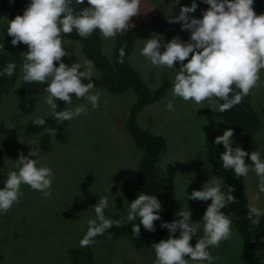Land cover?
Returning a JSON list of instances; mask_svg holds the SVG:
<instances>
[{
  "label": "clouds",
  "instance_id": "clouds-1",
  "mask_svg": "<svg viewBox=\"0 0 264 264\" xmlns=\"http://www.w3.org/2000/svg\"><path fill=\"white\" fill-rule=\"evenodd\" d=\"M202 2L209 7L199 18L189 15L197 9V0H192L190 5H181L178 14L169 16V23H180L182 30L190 32L188 41L174 36L163 43L164 50L161 51L163 36L153 33L150 38L143 39L140 55L156 68L177 69L174 62H181L173 78L172 96L197 105L208 101L206 105L214 111L224 112L240 103L258 86L260 71L264 69V12L257 14L254 11V0ZM174 3L179 4L180 0H174ZM76 5H84V0H30L22 15L6 22V34L11 37L12 45L23 43L28 48L23 56L22 80L28 83L47 82L44 92L48 95L44 100L57 122L72 120L88 111L87 104L57 111V100L71 105L74 95L85 99L95 109L99 107L102 95V90L96 89L91 81L94 74L91 60L80 62L77 59L68 65L61 59L70 55L65 50L68 41L62 40L61 33L70 34L75 30L79 37L87 38L98 30L103 38H113L118 33L128 32L132 26L130 19L141 12V0H87V6L80 9ZM0 47L4 48V45ZM124 55L121 48V61ZM185 60L187 62L183 63ZM15 67L14 63H7L0 70V76H12ZM85 80L88 82L84 83ZM165 107L170 112L174 111V99H169ZM32 123L42 126L45 120L37 117ZM48 131L50 135L55 134V129ZM232 138L233 130L227 128L213 142L224 146V151L220 152L222 167L241 177L248 175L251 166L258 177V190L264 193V158L257 151L248 152L239 145L233 146ZM27 142L35 147L27 155L19 154L14 161L15 170L8 172L0 187V215L23 195L21 185H28L44 197L51 194L53 171L39 157L36 148L39 141L32 139ZM246 156L253 164L245 163ZM224 187L223 179L212 175L202 189L187 195V199L211 200L200 221L191 220L188 205L186 210L179 211V218L176 214V219L171 222L161 221L160 227L166 228L169 235L167 239L151 245L155 264H215L216 257L210 249L218 247L221 241L228 240L232 235V219L222 209L228 203L237 202L233 187L228 185L227 191L222 190ZM108 204V197L100 195L93 205L95 215L87 221V229L79 241L81 247L93 243L97 235H102L114 224L119 226V220L105 216ZM161 208L156 195L138 194L128 203L126 214L128 222H135L133 233L139 235L140 225L154 231V221L160 220ZM247 216L253 226H258L264 210L251 205ZM137 217L140 218L139 225ZM198 231L202 235L193 246L190 240Z\"/></svg>",
  "mask_w": 264,
  "mask_h": 264
},
{
  "label": "rangeland",
  "instance_id": "rangeland-1",
  "mask_svg": "<svg viewBox=\"0 0 264 264\" xmlns=\"http://www.w3.org/2000/svg\"><path fill=\"white\" fill-rule=\"evenodd\" d=\"M191 2L180 0L179 4H175L174 0H141V12L130 19L134 46L129 54V63L150 90L156 89L164 76L169 79L165 96L146 105L138 113L137 122L164 137L166 149L159 165L162 168L167 163L175 166L174 196L177 205L180 210H186L188 205L191 220L200 221L211 200L187 199V195L202 189L203 184L214 175L206 160L204 140L210 135H222L226 130L225 124L219 117L202 113L203 108L211 107L206 105L208 101L197 105L172 96L173 78L181 62H174L177 69L156 68L140 55L143 39L150 38L154 33L147 25L149 18L156 13L176 15L181 5H190ZM197 4L195 12L189 15L199 18L209 5L202 0H197ZM6 22L4 20L5 25ZM162 36L161 51L164 50L163 43L174 37ZM101 38L103 54L109 56L114 37ZM62 40L68 41L65 50L70 55L61 58L66 64L86 59L76 41ZM21 44L28 51L27 45ZM97 73L94 68L93 76ZM36 84L38 99L32 112L35 118L50 113L44 100L48 95L44 92L47 82ZM96 89L102 90L99 107L93 109L85 99L82 103L66 105V109L80 104L88 106L86 114L68 120V143L56 146L48 153L40 152L36 146L41 161L53 171L51 194L44 197L28 185H21L23 195L13 204L12 210L0 215V264H69L65 250L84 236L87 221L95 215L93 205L100 195L109 199L106 209L126 218L128 203L137 197L133 195L131 186L141 149L133 143L121 122L118 124V119L121 114H126L135 96L132 91L114 94L102 87ZM169 99H174V111L171 112L165 107ZM251 100L260 118L256 141L258 152L264 158V69L260 71V80L253 88ZM3 102L0 108L1 171L7 175L15 170L14 161L19 154L27 155L35 147L27 141L36 139V136L24 131L25 118L16 112L12 93ZM245 163L253 164L250 159ZM243 179L249 205L264 210V193L258 190V177L251 166ZM136 220L140 222L139 217ZM200 235V231L193 235L194 243ZM93 244L105 264H155L156 258L134 251L126 237L94 239ZM210 251L216 257L215 264H264V252L250 248L233 225L231 237Z\"/></svg>",
  "mask_w": 264,
  "mask_h": 264
},
{
  "label": "trees",
  "instance_id": "trees-1",
  "mask_svg": "<svg viewBox=\"0 0 264 264\" xmlns=\"http://www.w3.org/2000/svg\"><path fill=\"white\" fill-rule=\"evenodd\" d=\"M30 0H0V70L7 63L16 65L12 76H0V108L6 102L9 96H14L15 110L25 118L24 131L27 134L35 135L39 141L37 148L42 153H48L54 150L56 146H62L69 141L68 126L69 121L57 122L50 113L44 114V125H35L32 121L35 118L32 115L38 99V86L36 82L28 83L21 78V67L24 62L23 56L27 52L21 43L12 45L11 37L6 34V25L4 20L14 19L16 15H22L24 9ZM75 7V5H73ZM87 6V0L84 5H76L77 9ZM254 11L257 14L264 12V0H254ZM4 19V20H3ZM149 29L154 33L162 35L179 36L189 39L190 32L182 30L178 23H169V16L153 14L147 23ZM61 38L72 39L76 41L81 53L94 64L97 75L91 77V81L96 87H102L111 93H123L132 91L135 96L134 101L127 109L126 114H121L118 124L121 122L124 130L132 139L133 143L141 149V155L133 176L132 193L134 196L144 192L149 195H156L161 202L160 220L154 221L155 230L149 231L140 225V233L136 236L132 227L133 222H128L118 212L105 209V216L112 220H119V226L115 224L106 230L102 235H97L94 239H120L126 237L129 239L132 249L139 253H144L149 257L156 258L152 243L159 242L161 239L168 238V230L161 228V221L171 222L177 218L179 211L174 188L176 178V168L172 163H167L164 168L160 167V157L166 149V141L163 136L153 133L147 128L140 126L137 122L138 113L146 106L154 103L165 96L169 87V79L164 76L160 85L150 90L139 72L130 65L129 54L134 46V37L129 29L128 32L118 33L114 37L113 46L109 56H105L102 51V38L99 31H94L87 38H81L73 30L70 34L61 33ZM124 49V57L119 59V50ZM54 63H58L54 61ZM88 81L85 80L84 83ZM234 87V86H233ZM235 91H239L235 89ZM252 91L245 96L240 103L224 112L214 111L212 107L203 108L202 113L219 117L223 120L226 129L233 130V146L239 145L245 151L258 152V143L256 134L260 128V118L256 108L252 104ZM83 98L72 97L71 104L82 103ZM222 102V101H220ZM57 111L66 109L63 101L57 100ZM48 129H55V134L50 135ZM214 135L208 136L204 140L205 156L207 163L215 176L223 179L227 191V186L233 187V195L236 197V203H228L222 211L232 219V225L240 238L250 247L264 252V216L260 218V224L253 226L247 216L249 203L244 189L243 176L236 177L231 169H224L220 160V152L224 151L223 144H213ZM245 157V162L249 160ZM2 150L0 149V187L3 186L7 175L1 171ZM13 209V205L9 210ZM139 225L140 222L136 220ZM179 229L177 230V234ZM190 244L195 245L193 239ZM65 256L69 264H105L100 259L98 249L93 243L81 247L80 243L68 246L65 250ZM187 258V257H186ZM153 260V259H152Z\"/></svg>",
  "mask_w": 264,
  "mask_h": 264
}]
</instances>
